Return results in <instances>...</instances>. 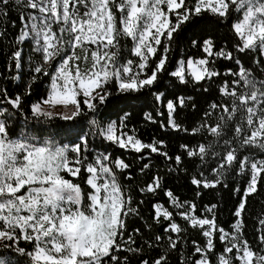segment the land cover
I'll return each mask as SVG.
<instances>
[{
    "label": "snow or ice",
    "instance_id": "snow-or-ice-1",
    "mask_svg": "<svg viewBox=\"0 0 264 264\" xmlns=\"http://www.w3.org/2000/svg\"><path fill=\"white\" fill-rule=\"evenodd\" d=\"M12 7L20 26L10 42L11 79H48L15 127L23 98L0 85V264H171L187 231L176 216L205 238L203 246L192 241V264H213V257L215 264H264V215L254 239L246 230L248 197L264 190V0H0V17ZM222 27L231 47L217 43ZM180 44L195 52L179 53L170 66ZM219 60L231 64L220 71ZM214 84L215 98L198 107L197 94ZM141 105L151 107L146 121L166 114L161 129L185 135L180 154L129 128ZM186 108L198 117L188 125L180 121ZM105 145L141 160L147 150L184 171L191 165L197 189L242 179L231 228L217 224V205L201 213L167 190L175 212L153 205L155 223L167 221L164 234L138 242L140 229L129 232L128 218L139 205L120 178L131 164ZM161 187L154 176L139 191Z\"/></svg>",
    "mask_w": 264,
    "mask_h": 264
},
{
    "label": "trees",
    "instance_id": "trees-1",
    "mask_svg": "<svg viewBox=\"0 0 264 264\" xmlns=\"http://www.w3.org/2000/svg\"><path fill=\"white\" fill-rule=\"evenodd\" d=\"M13 22H15V27H13ZM20 22L18 19V12L15 7L9 10V13L5 17H0V30L7 29L6 37L0 38V85L8 88L10 94L15 95L17 93L21 94L23 102L25 105V113L17 116L13 121V127H15L18 121L21 125L24 123L23 115L28 114V109L31 103L40 99L47 88V77H42L37 80L36 83H32L31 80L25 79L23 81H15L11 79L13 75L12 72L8 70L9 52L11 48V40L16 34ZM217 43L227 47L232 46V41L228 38V31L226 27L220 28L217 33H215ZM179 52L173 51L170 53V66L174 65L175 61L179 58V53L185 55H192L195 50L191 48H185L183 44L177 46ZM127 55V54H125ZM246 62H251L250 57H244ZM231 62L219 60L217 66L220 71H224ZM255 67V65H253ZM25 73H27V68H25ZM31 84V94L26 91V85ZM167 84V81H165ZM217 85H212L209 93L197 94V100L199 101L198 107L206 106V102L212 98H215V89ZM193 89L189 88L188 93H192ZM185 93V94H188ZM141 107L143 111H141ZM151 111V107H144L143 105L137 107L134 112V118L129 124V128H134L136 135L141 138L145 143H150L152 140H164L167 144L168 152L170 155L180 154L182 151L180 145L187 141V138L183 133H176L174 131L162 130L160 127L161 121L166 120L165 116H156V123L146 121L144 119V112ZM155 115V114H154ZM197 113L191 108H186L180 113V121H183L185 125L190 124L192 121L197 120ZM41 125H37L40 127ZM96 142H93L95 147ZM108 147L109 151L112 152L113 156L123 158L126 162L131 164V168L123 170L120 174V178L123 183L130 188L131 194L133 196V205H139L138 216H129L128 218V230L133 232L135 229H140V234L136 236V239L140 243H145L148 237L154 234L163 235V228L167 225V221L162 223H155L153 220L154 216V204H161L168 207L169 210L175 212L169 204V199L165 192L167 190L173 191V193L178 196L181 201L195 202L199 212L203 213L205 206L215 204L216 208V221L219 226L224 227L226 230L231 228L232 223L235 220L233 212L237 206L240 199L241 193L236 192L234 189L239 187L243 188L244 181L237 177H232L230 180L226 181L228 187L219 186L212 189H197L191 184L192 175L194 171L189 165L188 171H184L180 166L172 164L170 161L164 159L163 157L152 153L150 156L145 150V159L141 160L138 157L141 154L128 152L123 149H119L115 146L105 145ZM99 150V149H97ZM255 154V153H253ZM259 158V156L257 157ZM145 163H149L150 167L141 171V166ZM198 167V166H197ZM131 174V179H125L128 174ZM159 176L161 178V189H158L155 194L152 193H141L139 190L146 186V184L151 183L152 177ZM143 200V204H139V201ZM264 215V190L260 193L248 197V204L246 209V220H247V235L250 239H254V234L256 231V225L258 219ZM176 221L182 226L187 227V231L184 233L185 243L183 245V250L179 257L177 254L173 253L171 264H177V259L187 260V264H192V261L196 258L195 255H190L193 252L192 241L195 240L201 246L205 244V238L201 235L199 229H193L187 226L185 222L179 217H175ZM22 246L30 247L26 243L22 242ZM222 249V245L219 240L216 241V252L218 253ZM213 264H215V258L213 257Z\"/></svg>",
    "mask_w": 264,
    "mask_h": 264
}]
</instances>
